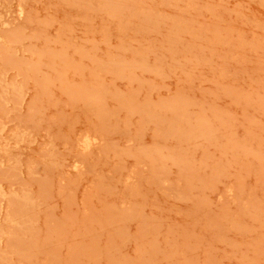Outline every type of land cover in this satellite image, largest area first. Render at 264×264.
<instances>
[{
    "label": "rangeland",
    "instance_id": "1",
    "mask_svg": "<svg viewBox=\"0 0 264 264\" xmlns=\"http://www.w3.org/2000/svg\"><path fill=\"white\" fill-rule=\"evenodd\" d=\"M0 264H264V0H0Z\"/></svg>",
    "mask_w": 264,
    "mask_h": 264
}]
</instances>
